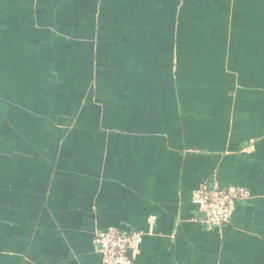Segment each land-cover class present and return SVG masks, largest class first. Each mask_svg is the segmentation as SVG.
<instances>
[{
	"label": "crops",
	"instance_id": "crops-1",
	"mask_svg": "<svg viewBox=\"0 0 264 264\" xmlns=\"http://www.w3.org/2000/svg\"><path fill=\"white\" fill-rule=\"evenodd\" d=\"M215 185L250 194L220 228ZM109 227L264 264V0H0V264H103Z\"/></svg>",
	"mask_w": 264,
	"mask_h": 264
},
{
	"label": "built area",
	"instance_id": "built-area-1",
	"mask_svg": "<svg viewBox=\"0 0 264 264\" xmlns=\"http://www.w3.org/2000/svg\"><path fill=\"white\" fill-rule=\"evenodd\" d=\"M249 198V191L242 187L202 186L192 193V203L205 215L206 222L216 228L230 221L235 202ZM153 224L154 218L151 217L148 220L149 234L153 232ZM142 236L141 232L126 233L109 227L94 236L93 244L103 264H134L129 252L141 243Z\"/></svg>",
	"mask_w": 264,
	"mask_h": 264
}]
</instances>
